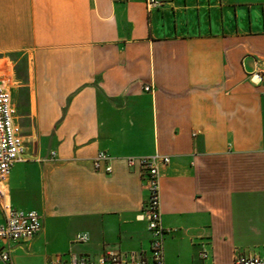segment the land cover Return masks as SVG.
Masks as SVG:
<instances>
[{"label":"crops","instance_id":"crops-1","mask_svg":"<svg viewBox=\"0 0 264 264\" xmlns=\"http://www.w3.org/2000/svg\"><path fill=\"white\" fill-rule=\"evenodd\" d=\"M157 1L0 0V82L27 148L0 212L43 224L12 244V264L149 257L148 193L127 160L154 155L170 158L165 264L264 256V78L250 80L264 69V0Z\"/></svg>","mask_w":264,"mask_h":264},{"label":"built area","instance_id":"built-area-1","mask_svg":"<svg viewBox=\"0 0 264 264\" xmlns=\"http://www.w3.org/2000/svg\"><path fill=\"white\" fill-rule=\"evenodd\" d=\"M126 1V0H114ZM148 8L160 5L157 0H147ZM264 78V69L250 75L252 83H261ZM145 92H152L150 86ZM15 105L11 89L0 82V198L4 200L7 194V181L13 166L25 161L26 144L19 128L15 123ZM110 157L101 152L95 159V168L102 169ZM130 168H138L142 177L148 198L145 203L142 219L147 222L151 233L150 256L131 253L128 256L115 252L106 253L93 261L84 257L71 256L66 259H57L48 264H165L164 245L170 230L165 229L161 211V167L170 163V158L160 155L149 157H131L127 160ZM105 171L110 173L112 168L106 165ZM0 212V264H12L11 246L18 242H25L38 235L42 228V218L36 210L15 209L8 203L1 205ZM86 235L77 236L79 243L88 242ZM200 257L209 258L208 244L201 243ZM233 264H264V256L255 254H238Z\"/></svg>","mask_w":264,"mask_h":264},{"label":"rangeland","instance_id":"rangeland-1","mask_svg":"<svg viewBox=\"0 0 264 264\" xmlns=\"http://www.w3.org/2000/svg\"><path fill=\"white\" fill-rule=\"evenodd\" d=\"M7 83H8V85L11 84L9 79L7 80ZM5 84H6V83H5Z\"/></svg>","mask_w":264,"mask_h":264}]
</instances>
